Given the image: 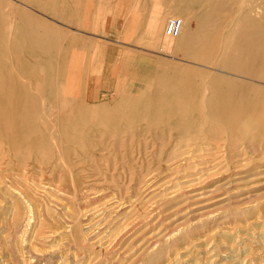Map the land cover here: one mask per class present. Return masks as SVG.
<instances>
[{
	"label": "rangeland",
	"instance_id": "374dc122",
	"mask_svg": "<svg viewBox=\"0 0 264 264\" xmlns=\"http://www.w3.org/2000/svg\"><path fill=\"white\" fill-rule=\"evenodd\" d=\"M127 1L108 11L102 0H0L4 19L29 20L6 18L0 27L1 73L35 89L49 80L117 89L102 91L61 123L71 129L48 139L51 148L21 147L15 154L0 135V264H264V152L243 146L226 152L229 138L187 142L211 126L197 115L200 80L219 68L233 70L228 61L264 54L256 44L264 0H164L166 17L156 7L152 16L164 21L157 39L150 28L146 36L145 22ZM179 16L187 33L168 39L166 24ZM168 82L171 90L162 86ZM121 95L148 106L115 107L124 102ZM90 104L102 106L101 117L115 113L111 131L120 125L128 132L112 131L70 174L60 152L73 159L77 151L64 146L62 135L97 133ZM136 126L148 127L140 149L131 143Z\"/></svg>",
	"mask_w": 264,
	"mask_h": 264
},
{
	"label": "bare ground",
	"instance_id": "6f19581e",
	"mask_svg": "<svg viewBox=\"0 0 264 264\" xmlns=\"http://www.w3.org/2000/svg\"><path fill=\"white\" fill-rule=\"evenodd\" d=\"M6 18H8V22L10 20L16 21L17 19H21L24 22L29 21L27 18L24 19L21 16L19 17L17 14H11V16H7ZM6 18L4 19V17L0 16V27L6 24ZM180 18H182L183 23L178 26L180 28L178 36L176 37L187 33L184 25L185 19L184 17ZM163 22V18L157 15H154L150 21L149 28L156 39L162 35L164 29ZM38 28L39 27H37V29ZM256 34L258 35L256 41L257 46H264V31L256 30ZM165 35L168 39L172 38L167 36L166 28ZM61 39V36L56 37V40ZM25 44L28 46L32 45L34 48L39 46L38 41L34 39H26ZM41 47L47 49L45 46ZM252 49L256 51L255 48L252 47ZM190 54L195 56L198 54V51L191 50ZM232 62L234 65L231 64L230 61H228L227 64L230 67L234 66L233 70H230L229 66V70L219 68V71H221L219 74H212L209 80H200V85L198 86L199 107L197 108L199 111L197 110V115L201 121L211 123V126L205 131L198 130L196 133L197 136L192 135L187 142L194 141L190 143L189 146H201V141H206L207 139L229 138L230 141L225 145L226 152L235 151V149L240 146H243L245 150L251 151L253 148H256L257 150L264 152V84L258 83L259 81L264 83V54H259L253 51L248 59H235L232 60ZM130 65H134V59H132V62L126 63V66ZM76 74L78 73H68L70 76ZM4 78L9 79V81ZM1 81H4V84ZM6 82L8 83L7 85ZM49 83L50 85L48 86H41L40 88L35 89L33 86L26 85L25 82H22L12 73L7 77L0 72V135L5 137L9 146L12 145L11 150L15 151V154H20L21 147L37 150H42L45 147L51 148L52 144L47 141L48 139L56 138L55 135L56 133L59 134V130L68 132L71 129L70 125L66 129H62L60 125L61 123L68 122L69 124V122L72 121L70 119L73 116L82 113L84 108L81 110V107L85 106L89 99L95 101V99L99 98L102 91L108 93L117 90L110 89L111 87L108 86L107 88L102 86H95L94 88H88V86L75 87L73 84L58 86L56 82L53 83L51 80H49ZM162 86L166 87L168 90L173 88L171 82H168V84L164 83ZM139 96L140 95H138V97ZM119 99L124 102L121 104L118 103L115 107L130 108L133 106L141 108L148 106V104H135L130 100L131 98H129V96L126 97L121 95ZM109 105L112 104H106L103 106L109 107ZM182 106L187 109L186 103ZM60 107L62 110L68 107V111H61ZM98 107L102 106H97L95 104H90L88 106V114L91 113L92 115H95L93 120L90 121L92 124L90 126L91 131L93 133L97 132L96 134L90 133L87 136L78 137L67 135V133L62 135L65 137V140L69 142V144L65 143L64 146L74 148L77 151L75 152V157H73L75 162H72V158L67 157L64 150L60 152L59 161L63 164L64 168L70 171V174L74 172L73 168L78 162L80 163L87 160L88 156L92 157L96 155L97 151L101 150L102 147L107 144V140L111 139L110 134L112 131L115 134H124L128 132L127 130L122 129L120 125L114 126L111 131L108 128L110 123L117 122V119L114 120V117H116L115 113L110 112L107 116L101 117L99 116L100 111ZM190 112L192 111H189V113ZM121 116L123 118L126 115L122 114ZM47 117H49V119H47ZM106 117H108V119H106ZM38 118L44 119L45 121L38 122L36 121ZM67 118H69L68 121ZM118 121L121 123L124 122V119ZM100 123L106 124L100 125ZM101 126H103V128L99 130L98 128H101ZM141 127L139 129H137V126L133 127L132 134L130 135L131 138L133 137L135 139L138 136L140 137L137 140L132 139L131 141L133 146H136L138 149L141 148L144 141L145 145H147V140L145 138V133L147 132L144 131L147 130L146 128L148 127ZM153 127L156 129L159 127L157 122L153 123V125L148 128V133H153ZM186 130L188 129L186 128ZM101 135H104L105 137H102ZM89 137L90 140L88 141ZM94 139H97L98 141L94 142ZM128 139L130 140V138ZM16 143L21 146H16ZM58 145V142L56 145L54 143V146L58 147ZM88 145H90L91 148H88ZM92 147L95 148L96 151H93ZM79 149L83 151L80 152ZM96 161L97 159L95 158V162ZM16 164L23 165L19 160Z\"/></svg>",
	"mask_w": 264,
	"mask_h": 264
},
{
	"label": "crops",
	"instance_id": "0c3cea01",
	"mask_svg": "<svg viewBox=\"0 0 264 264\" xmlns=\"http://www.w3.org/2000/svg\"><path fill=\"white\" fill-rule=\"evenodd\" d=\"M127 2H129V1H127V0H102V8L106 7L107 10L109 11V10H112L113 6L119 7L122 4L123 5L127 4ZM152 4H153V8H152V11L150 10L151 13L147 8L150 5L149 0H131V2L128 4V5H131L132 7L134 6L133 9L136 10V12H137L136 14H138V15H136L137 18L140 14V21L145 22V25H143V26L146 27V30H147L146 36H149V37H150V34L148 32L149 31V26H148L149 22L148 21L152 19L154 8L156 7L166 17V11L164 8H162V5L164 6V4H165L164 0L160 1V2L155 0L152 2ZM137 6L139 8H137ZM147 40H148V43L154 42V40H152V39H150V40L147 39ZM155 41H156V39H155Z\"/></svg>",
	"mask_w": 264,
	"mask_h": 264
},
{
	"label": "built area",
	"instance_id": "2783aa9c",
	"mask_svg": "<svg viewBox=\"0 0 264 264\" xmlns=\"http://www.w3.org/2000/svg\"><path fill=\"white\" fill-rule=\"evenodd\" d=\"M182 23L180 18L172 17L168 20L166 34L170 37H176L179 33V28Z\"/></svg>",
	"mask_w": 264,
	"mask_h": 264
}]
</instances>
